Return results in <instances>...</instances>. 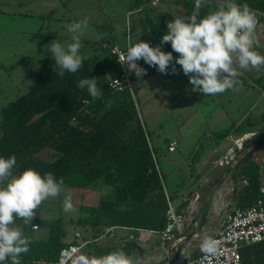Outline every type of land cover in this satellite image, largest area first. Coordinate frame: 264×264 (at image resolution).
Here are the masks:
<instances>
[{"label":"rangeland","instance_id":"374dc122","mask_svg":"<svg viewBox=\"0 0 264 264\" xmlns=\"http://www.w3.org/2000/svg\"><path fill=\"white\" fill-rule=\"evenodd\" d=\"M188 1L192 2V0ZM160 4L163 5L164 0H161ZM136 5L135 0H0V111L2 107L29 90L43 61L46 58H52L51 53L48 52L51 41L55 40L64 46L72 42V34L67 30L66 25L86 19L88 27L81 37L83 47L80 54L84 59H103L108 57V51L102 46L104 43H123L126 13L135 9ZM207 8L209 11L214 10V8ZM156 10L158 8L154 9V12ZM137 17H139L137 25L140 23L143 25L141 13L130 16V22L132 23ZM97 36L102 38L98 40ZM135 39L138 42L146 40L145 30L139 31ZM136 41L134 40L133 44L137 43ZM172 54L174 58L178 56L177 53ZM175 67L176 74L171 73L170 65L169 74H161L155 69L153 75L146 76L138 82L135 96L141 124L151 144L155 147L157 164L168 176L169 184L184 178V181L189 182V188L193 186L197 188L200 184L196 185L199 182L196 179H199L200 175L202 178L207 172H211L208 178H212L220 170L227 173L228 170L233 169L231 174L233 181L227 178L220 182L221 173L216 176L215 184L218 186L212 195L214 204L211 210L212 218L216 219L225 211L221 209V203H224L225 195H232L230 193L232 186L234 185V188L239 191L242 187L239 177L242 158L249 154L246 163L257 164L264 156V142L254 149L255 144L264 139V121L257 117L243 122L239 129L232 130L227 138L216 141L214 138L216 134L235 124L230 121L229 115L221 111L220 108L224 105L220 104H224L226 98L233 102L232 105L238 102L243 103L242 100L247 95V91L241 84L238 86L239 91L227 90L216 96H205L192 91L193 86L189 83L188 76L183 74L181 66L176 64ZM114 75L115 72L109 73V79ZM240 78L241 81L251 82L256 86V88L249 87L251 91L248 92L251 95L255 92L257 96L264 98V88H262L264 81H256L244 71ZM243 135L247 136L241 141L242 150L239 151L236 143ZM167 139L177 141L174 153L165 151L167 150L165 149ZM251 142L255 143L250 152H247L251 146L248 144ZM229 149L232 150L230 156L235 157L234 166H219V160L223 159ZM219 151H223L221 156L218 155ZM39 156L47 160L52 159L54 154L46 150ZM198 160L202 162L199 166L197 165ZM209 162L207 167L210 171L203 167ZM206 187L202 188L203 194L200 189L198 194L185 191L184 196L190 199L198 195L197 203H200L206 195ZM228 189L230 191L227 194ZM86 190L91 193L89 194ZM165 190L169 195L171 194L168 188ZM64 191L72 193L73 204L77 210L67 214L63 212L64 193L55 198L50 197L42 203L32 220V223H36L40 228L39 231H34V234H44L48 225L55 220L61 221L68 237L75 230L84 231L87 225L76 223L79 218L88 216L87 212L81 210V205L93 207L98 204L99 200L111 199L113 196L112 186L101 181L94 182L88 189L64 185ZM177 191H173V194ZM171 198L177 201L179 197L173 195ZM227 209H231V206L228 205ZM15 226L29 230L31 224L24 225L23 221L17 218ZM206 227L204 230H198L196 236L189 242L179 246L176 258L180 256V253L184 255L196 252L202 238L211 233L210 229L207 232ZM103 230L104 227L101 225L96 231L90 228L91 233L96 232V234L102 233ZM191 230L192 228H185L184 236L187 237ZM129 232L131 237L123 236L119 241L111 239L112 245H109L110 242L107 243L106 237L94 242L93 245L96 247L112 246V251L123 250L133 260V264L138 259L143 260L144 264H168V247L161 244L157 235L148 234L145 231L132 230ZM128 237L129 243L125 240ZM131 243L133 245L125 249Z\"/></svg>","mask_w":264,"mask_h":264},{"label":"trees","instance_id":"16d2710c","mask_svg":"<svg viewBox=\"0 0 264 264\" xmlns=\"http://www.w3.org/2000/svg\"><path fill=\"white\" fill-rule=\"evenodd\" d=\"M236 3H247L251 9L264 13V0H236ZM183 6L184 14L175 12L176 15L190 16L194 5L184 2ZM154 9L141 13L152 46L160 45L167 32L165 13ZM260 21L264 23V16ZM169 44L162 45V50ZM116 67L114 57L108 53L103 59H84L75 74L65 71L59 76L55 60L46 58L29 90L0 111V156H16L14 175L31 168L42 176L51 172L57 180L63 178L64 185L74 188H88L96 181L112 186L111 199H102L95 207L81 208L88 216L76 223L95 231L100 225L104 227L100 234L90 231V243L109 227L158 232L165 222V184L160 168V176L155 169L152 157L155 148L149 144L129 92L110 87L108 74L115 72ZM155 69L150 67L149 76ZM82 78H97L103 97L92 100L87 89H79L77 82ZM84 100L91 102L85 104ZM260 118L264 121V114ZM233 129L230 126L216 134L215 140L227 138ZM263 142L264 139L257 142L254 149ZM46 150L53 152L52 159L39 156ZM248 156L241 160L242 187L234 207L250 206L258 194V162L246 163ZM202 222L203 218L199 230ZM64 237L61 221H52L46 240H30V251L21 255V264H55L60 249L70 244L63 241ZM112 250V246L93 247L91 253L99 257ZM197 252L198 249L191 255ZM239 253L242 264H264V241L244 246Z\"/></svg>","mask_w":264,"mask_h":264},{"label":"clouds","instance_id":"9594fccd","mask_svg":"<svg viewBox=\"0 0 264 264\" xmlns=\"http://www.w3.org/2000/svg\"><path fill=\"white\" fill-rule=\"evenodd\" d=\"M205 5L213 8L201 16ZM167 22V32L161 38L160 45L152 46L140 41L127 42V51L119 57L121 65L134 72L137 79L147 74V70L138 65L143 60L155 67L161 74H176L175 65L181 66L183 74L188 76L192 91L205 96H216L227 90L239 91L242 82L238 79L243 71L264 67V55L255 50L258 20L254 10L247 3L237 4L236 0H195L190 16L176 15ZM72 34L71 43L66 46L51 41L48 52L55 60L56 73L63 76L65 71L75 74L83 66L84 57L80 54L83 47L81 37L88 27L87 20L66 25ZM97 36V39H101ZM171 45L172 52L162 50V45ZM173 52L177 53L176 58ZM173 61H175L173 63ZM56 71V69H53ZM243 70V71H241ZM118 82V81H117ZM77 87L87 89L92 100L103 97L97 78H82ZM84 100L83 103H90ZM17 166L15 155L9 158L0 156V264H21V255L30 251L28 237L23 230L15 226L17 218L24 225L32 224L37 210L50 197L64 193L62 210L73 213L77 209L73 204L72 193L64 191V179L47 172L43 176L35 169H25L19 175L13 174ZM219 242L205 235L199 245L200 252L215 255ZM72 264H133V260L123 251L116 250L102 256L77 255Z\"/></svg>","mask_w":264,"mask_h":264},{"label":"built area","instance_id":"2783aa9c","mask_svg":"<svg viewBox=\"0 0 264 264\" xmlns=\"http://www.w3.org/2000/svg\"><path fill=\"white\" fill-rule=\"evenodd\" d=\"M161 0H141V3L137 4L135 9L130 10L126 14L125 28H124V41L122 44L104 43L102 46L108 51L110 55L114 57L116 63L115 75L109 79L110 87L115 91H127L129 92L136 111L139 114V108L135 96L136 83L142 78L149 76L150 67L142 59L137 63L140 67L147 70V74L137 79L134 72L128 71L126 66L121 65L119 57L122 53L127 51V42L132 41L131 36V22L130 16L136 13H142L145 9L159 8ZM256 13L258 20L257 30L261 26L260 18L264 16V13L252 9ZM167 22L173 19L171 12L164 11ZM167 28V27H166ZM118 81V82H117ZM247 135H243L241 140L236 143V147L239 151L242 150L243 139H246ZM177 147V141L173 140L168 143L167 151L174 152ZM232 150L229 151V158L219 161V166H232L235 162V157L230 156ZM155 169L160 176L159 167L155 154L152 153ZM258 174H259V186L258 194L255 201L248 207H233L227 212L222 220L220 227L211 236L219 242L218 251L215 255L205 256L200 252L198 248L197 254H182L176 258V252L178 245L183 242L184 229H185V216L184 211L181 209V205L190 203L186 196L175 201L167 193L163 187V193L165 196L167 208L165 211V222L164 228L161 231H145L148 234L157 235L161 244L166 245L168 248L169 261L168 264H242L240 249L244 246L259 243L264 241V156L258 161ZM243 183H246L243 181ZM198 195L193 197V200H198ZM37 225H33L32 230L37 229ZM116 227H109L105 230L103 235L98 239L101 240L103 237H112L113 230ZM138 232H142L139 230ZM96 240V241H98ZM74 242L62 247L59 251L58 259L55 264H72L73 259L80 254L82 248L89 244L90 241L86 240L81 236L80 233L74 234Z\"/></svg>","mask_w":264,"mask_h":264},{"label":"crops","instance_id":"0c3cea01","mask_svg":"<svg viewBox=\"0 0 264 264\" xmlns=\"http://www.w3.org/2000/svg\"><path fill=\"white\" fill-rule=\"evenodd\" d=\"M139 2H140V0H135V3L136 4H139ZM184 2H189V1L188 0H164V4L161 5L158 8V11H160V12L167 11V12H171V13L172 12H177L179 14H184V12H185V9H184V6H183V3ZM189 3L192 4V5H195V0H192V2H189ZM207 7H209V6L205 5L204 7H202V9H201V16L208 14L209 10H208ZM129 11H127V12H129ZM138 20H139V17H137L136 19H134L133 22L131 23L132 43H133L134 40L136 41L135 36H137L138 32L139 31H142V30H145L144 27H143V25L141 23L137 25L136 22ZM256 35H257L258 44L255 46V50L258 51L260 54L264 55V23L261 24L259 30L256 32ZM145 37H146V40H144V42L149 41V36L146 34V32H145ZM136 42H138V41H136ZM165 52H172V48H171V45L170 44L166 47ZM173 53H175V52H173ZM241 71H243V70H241ZM244 72H246L247 74H249L256 81H260V82L261 81L262 82L264 81V67H262L259 72H257L255 69H251V70L244 71ZM238 79L241 81V78L240 77ZM138 82L136 83V87L138 85ZM241 82H242L243 89H245V91H247V95L245 97H243V100H242L243 103L238 102V104H233L234 105L233 106L232 105L233 102L229 98H226L224 100V104H220V105H224V106H221V108H220L221 111L223 113H225V114H227V115L230 116V121L231 122H235V124L232 123L233 125H231L234 128L233 130L239 129V127L242 125L243 122L250 121L251 119L253 120V119L257 118V117L260 118V116L262 114H264V98L262 96H260V95L257 96L255 94V92L252 95L248 92V91H251V89L249 87H255L256 88V86L255 85H252L251 82H247V81L246 82L241 81ZM136 87H135V89H136ZM262 88H264V82H263ZM213 98H212V100H213ZM225 106L227 108H225ZM173 140H175V139H167L165 141V149H166L168 143L171 142V141H173ZM148 141H149V144L152 147H154L151 144L149 138H148ZM165 151L167 153H174L175 152V151L174 152H168L167 150H165ZM229 151H230V149L228 150V152L226 153V155L223 156V159L222 160H225V158L226 159L229 158V156H228L229 155ZM218 153L217 154L221 156V153H223V151L222 152L219 151ZM220 156L218 158H220ZM200 161L201 160H198V162H197V165L198 166L202 163ZM209 164H210V162L207 165H203V167L208 169L207 166ZM234 164H235V162H234ZM234 164L232 166H234ZM198 166H197V169H198ZM160 170H161V173H162V175L164 177L165 188H168V190L171 191V194H170L171 196L178 195L179 198L177 200H179L180 198L184 197V195H186V192L185 191H188V192L193 191L194 194H198V191H200V189H201V193L203 194L204 190H202V188L204 186H207L206 189H205L207 191H206V195L204 196V198L206 196H208V198L206 200V203H205L204 208H203V211H202L203 222H202L201 230H204V228L207 226L206 227L207 228L206 229L207 232H208L209 229L211 230V233L209 234L210 237H211L215 233V231L220 227L224 215L227 212H229L234 207V204L236 202L237 194L239 193V190L235 189L234 188V185H233L232 186V189H231V192H230V193H232V195H225L224 196V197H226L225 198V201H224V203H221L222 204L221 205L222 206L221 209L222 210L225 209V211H223L221 213V216L220 217L218 216L216 219H213L212 218L213 216H212V213H211L212 212L211 210H212L213 204H214V202L212 200V195L214 194V191L216 190V188L218 186V184H215L216 181H217V177L216 176L221 173L220 175H222V177H221L220 182L223 181V180H225V179H227V178L230 179L231 181H233V178L231 176L233 169L228 170L227 173H225L224 170H220L218 172V174L215 177H212V178H208L209 177L208 174H210L211 172H209V173L207 172L206 173V176L205 177H202V178H201L202 175H200L199 176V179L198 178L196 179V181H199L198 183H196V185L200 184L199 187H197V188H194V186L191 187V188H189V182L184 181V178H181L179 181H175V182L169 184V182H167V180H168L167 177L168 176L165 175V173L162 171L161 168H160ZM208 170L210 171V169H208ZM202 182H203V184H202ZM232 183L234 184V182H232ZM181 184H182V186H181ZM173 185L175 187H173ZM179 187H181V188H179ZM86 191H88V190H86ZM173 191H177V192H175L173 194ZM229 191L230 190L228 189V192H226V193L228 194ZM88 192H89V194L91 193L90 191H88ZM203 199H202V202H203ZM84 200H86L85 197H84ZM188 200L190 201V203H187L185 205H181V209L184 211L185 228L186 229H190V228L193 227L194 221H195L196 216H197V213H198V209H199V207H200V205L202 203V202L197 203L198 200H196V201L193 200V197L190 198V199L188 198ZM228 205L231 206V209H227L226 210V208H227ZM81 206L82 207H86L85 205H81ZM95 206H93V207H95ZM86 216L87 215H85L83 217H86ZM201 221H202V219H201ZM33 225H37V224L36 223H32L31 226H30V228H29V230L25 229L24 227L23 228L20 227L23 230V234L26 237H28L29 240H46L47 237H48V229L46 231H44V234L45 235L44 234L36 235L33 232L34 231H39L40 228L38 226L36 230H32L31 227ZM87 228H88V226L86 227V229ZM86 229H84V231L75 230L74 233H72V235L70 237H68L67 232H65V230H64L65 237L63 238V241L66 244L73 242L74 241V234L75 233H80L83 238H85L86 240L91 241V239H90L91 238L90 237L91 236L90 230H88V229L86 230ZM129 231H132V229L116 227L113 230L112 237H106L105 239L108 241L107 242L108 244L110 242L109 245H112L111 244V241L114 240V239H117V241H119L120 238L123 237V236H127L128 235L129 237H131ZM129 237L128 238H125V240L127 241V243H129L128 242L129 241ZM103 239H101V240H103ZM94 242H97V241H93V242L85 245L82 248L80 254H85V255L91 257L92 256L91 251H93V247H96L95 245H93ZM37 264H39V263H37ZM42 264H44V263H42ZM134 264H144V262H143V260L138 259V261L136 263H134Z\"/></svg>","mask_w":264,"mask_h":264},{"label":"water","instance_id":"95a60500","mask_svg":"<svg viewBox=\"0 0 264 264\" xmlns=\"http://www.w3.org/2000/svg\"><path fill=\"white\" fill-rule=\"evenodd\" d=\"M254 143H255V142H252V143H251V146L247 149V152H250V150H251L252 146L254 145ZM225 173H226V172H225ZM207 198H208V196H206V197L203 199V202L201 203V205H200V207H199V209H198V213H197L196 219H195V221H194V225H193V227H192L191 232L188 234L187 237L184 238L183 242L180 243V244L178 245L177 250L179 249V246L181 247L183 244L189 242L193 237L196 236L197 231H198L199 226H200L201 219H202V211H203V208H204V205H205V203H206Z\"/></svg>","mask_w":264,"mask_h":264}]
</instances>
